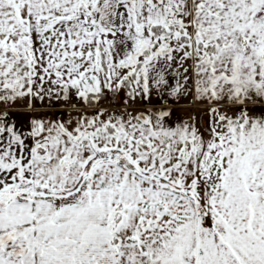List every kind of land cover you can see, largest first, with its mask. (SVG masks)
<instances>
[{
	"label": "snow or ice",
	"instance_id": "6c2138e0",
	"mask_svg": "<svg viewBox=\"0 0 264 264\" xmlns=\"http://www.w3.org/2000/svg\"><path fill=\"white\" fill-rule=\"evenodd\" d=\"M0 264H264V0H0Z\"/></svg>",
	"mask_w": 264,
	"mask_h": 264
}]
</instances>
